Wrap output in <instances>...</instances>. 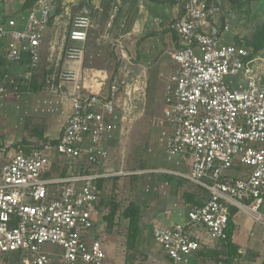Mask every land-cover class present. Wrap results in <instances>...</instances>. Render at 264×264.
<instances>
[{"label": "built area", "instance_id": "built-area-1", "mask_svg": "<svg viewBox=\"0 0 264 264\" xmlns=\"http://www.w3.org/2000/svg\"><path fill=\"white\" fill-rule=\"evenodd\" d=\"M182 1V12L167 24L176 42L158 119L166 158L176 167L104 168L107 143L119 131L124 80L112 77L105 91V82L98 88L77 83L58 139L29 140L0 167V254L17 252L19 264H120L108 255L98 226L106 215L104 180L116 175L161 173L196 184L207 197L165 210L176 219L153 229L167 256L159 264H191L200 252L222 251L233 206L263 221L264 48L228 41L232 21L219 0ZM6 2L0 0V49L8 66L25 62V68L16 77L0 69V98L10 85L17 90L22 78L39 73L55 7L53 0H37L10 15ZM99 26L98 16L72 18L67 61L83 57L89 32ZM75 80L70 68L53 71L49 79L57 82L52 91ZM219 257L212 264H227L224 253Z\"/></svg>", "mask_w": 264, "mask_h": 264}, {"label": "rangeland", "instance_id": "rangeland-1", "mask_svg": "<svg viewBox=\"0 0 264 264\" xmlns=\"http://www.w3.org/2000/svg\"><path fill=\"white\" fill-rule=\"evenodd\" d=\"M219 1L232 21V29L227 35L228 41L246 44L256 27L264 24V15H260V10L257 11L261 9V0L252 1V11L249 15L232 0ZM53 5V17L43 42L39 76L46 78L50 68L56 72L70 68L76 73L74 85L78 83L83 88L84 85L95 86L105 82L104 91L112 77L118 75L124 80L121 87V116L117 129L119 131H116V138L107 143L110 158L104 168L117 172L121 169L134 171L164 168V165L176 166L173 160L166 159L162 145L163 127L158 125V119L163 112L165 78L171 70L172 51L176 42V37L167 29V24L180 15L183 1L171 6L151 0H53ZM79 14L98 16L100 26L89 32L77 71L71 64L75 65L78 60L67 61L64 49L70 43L72 18ZM122 50L125 51L126 57L123 56ZM0 51L3 53V49ZM21 64L24 66L25 62L18 63V67ZM12 75L19 76L13 73ZM56 86L57 82L54 81L43 90L45 93L61 95L65 89L52 91ZM9 91L17 92L15 86L11 85ZM127 91H131V99ZM42 115L44 116L43 113ZM42 128L44 121L41 120L40 111L18 115L11 110L6 118L0 116V131L3 134L0 137V147L14 151L17 149V143L43 139L44 135L39 131ZM5 137L8 139L7 146L2 143ZM59 165L60 161L57 162V166ZM197 187L193 183L154 172L106 178L103 193L106 214L110 213L112 202L120 205L112 227L109 226L106 215L98 219V226L103 228L102 234L106 237L105 239L102 235L110 258L120 264H159L138 249V243L134 249H130L129 219L123 216V210L131 202L140 204L144 222L151 216L169 209L174 200H177L178 204L190 206L193 203L186 194L199 197L204 194V191ZM193 189L195 191H192ZM261 212L264 214V208ZM238 218L246 221L245 225L241 223L243 229H253L257 235L261 231L260 226H264L261 222L254 224L251 217L243 213ZM239 230L237 235L241 233ZM250 252L252 258L261 256L260 258L264 259V254L260 251ZM208 257L210 258L205 260L207 264L216 260L213 256ZM19 262L20 256L17 252L0 254V264Z\"/></svg>", "mask_w": 264, "mask_h": 264}, {"label": "crops", "instance_id": "crops-1", "mask_svg": "<svg viewBox=\"0 0 264 264\" xmlns=\"http://www.w3.org/2000/svg\"><path fill=\"white\" fill-rule=\"evenodd\" d=\"M24 1L25 0H7L5 7H4L5 12L10 15H14V14H18L20 10H25L22 8ZM1 53L2 52L0 51V55H1L0 69L4 71H9L17 75H20L24 71L25 65L23 66V64H21L20 67H18V64H12L8 66L5 62L3 54ZM71 67H74L78 71L80 67L79 60L75 65L71 64ZM73 87H74V83L70 84L68 88H65V91L62 92L61 95L54 94V93L49 94L47 92L45 93L44 90L39 91V92L8 91L6 96L0 98V116H4V118H6L8 115V112H10L11 110L15 111L16 114L18 115L19 113L26 115V114H29L35 111L37 112L40 111L41 120L44 121V128L40 129L39 131H41L42 134L44 135L43 139L57 140L58 137L61 135L63 124L65 123L66 119L72 112V104L70 101L69 93L72 92ZM41 110H53V111H41ZM42 113L44 114V116L42 115ZM2 135L3 134L0 131V137H2ZM5 138H6L4 139L5 141L2 143H5V145L7 146L8 139L7 137ZM9 153H13V150H6V148L0 147V167L7 161V157ZM163 161L165 162L166 160H163ZM162 167L166 168V167H169V165H164ZM159 175L164 176L161 173ZM192 191H195V190L193 189ZM206 198L207 197L205 196V194H203L200 197L196 195L195 200L196 202L203 203L206 200ZM190 202L193 203L194 201L190 200ZM181 205H187V204H178L177 200L176 201L174 200V204L173 205L171 204L169 209H175ZM164 212L155 214L151 216L149 220H146L143 222L145 218H144V213H143V208H142L141 229L139 232V236L137 238V243L140 245L138 246V249L140 248L143 252L148 254L150 257V260L152 259L155 262L165 261L167 259V256L165 252L163 251V249L159 246V244L156 243L154 236H153V229L154 227L161 226V225L169 226L176 219L175 216L168 218L164 214ZM241 213H243V215H249L254 224H256L257 222H260V221L255 220V218L251 214L245 211L242 212L238 210L233 216L235 229L233 232L232 239H233V243L238 246V253H239V258L237 259L238 262H236L235 264L264 263V259L260 258L261 256L254 257V258L250 256V253H251L250 250L260 251L262 255L264 254V226L262 225L260 226L261 231L259 232L258 235L254 233L253 229H251L252 231L243 229L242 224L245 225L246 221L241 220V219L239 220L238 216H240ZM261 223H263L264 225V218ZM99 229H101V227ZM238 230L241 232L239 235H237ZM199 234L205 239H208L207 232L199 231ZM206 258H209V257L207 256ZM206 258L204 259L202 256L196 255L195 257L192 258L191 264H207V262L205 261L207 260Z\"/></svg>", "mask_w": 264, "mask_h": 264}, {"label": "trees", "instance_id": "trees-1", "mask_svg": "<svg viewBox=\"0 0 264 264\" xmlns=\"http://www.w3.org/2000/svg\"><path fill=\"white\" fill-rule=\"evenodd\" d=\"M36 1L37 0H25L22 8L23 9L29 8ZM151 1L158 3V4L160 3V4H168V5L174 6L178 4L181 0H151ZM232 1L236 3L241 9H244L243 12H245L247 15L251 14V11H252L251 3L253 0H232ZM261 3H262L260 4L261 9H257V11L260 10L261 11L260 15H264V0H261ZM245 43H246L245 45L250 46L254 48L255 50L263 49L264 48V24L257 26L251 38L247 39ZM53 71L50 68L49 73L46 75V78L45 76L40 77L39 73L35 75L31 80H25L24 78H22L18 83L17 92L18 91H34V92L42 91L46 85H49L50 83L49 79ZM26 144H27V141H22L19 144L17 143L16 145H17V148H19ZM100 183L103 184V179L100 180ZM186 195L189 200L194 201L193 204H201L199 202H196L195 194H186ZM119 208H120V205L118 203L112 202L111 211L105 216L109 222L110 227L113 226L114 218ZM237 211H238L237 207L233 206L231 208V216H230L229 229H228V239L226 240V242H224V245H223L224 249L222 251L208 250V251L200 252L198 256H202L204 259L207 256H213L216 260H219L220 259L219 256L222 252L226 255L225 261L227 264H235L236 260L239 258V253H238V246L233 243L232 237H233V232L235 229L233 216L235 215ZM123 216L129 219L128 244H129L130 249L131 248L134 249L136 247L137 238L139 236V232L141 229L142 208L140 204L136 202H131L123 210ZM261 264H264V263H261Z\"/></svg>", "mask_w": 264, "mask_h": 264}, {"label": "bare ground", "instance_id": "bare-ground-1", "mask_svg": "<svg viewBox=\"0 0 264 264\" xmlns=\"http://www.w3.org/2000/svg\"><path fill=\"white\" fill-rule=\"evenodd\" d=\"M99 85H100V84H96L95 87H97V86L99 87Z\"/></svg>", "mask_w": 264, "mask_h": 264}]
</instances>
